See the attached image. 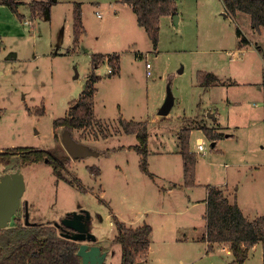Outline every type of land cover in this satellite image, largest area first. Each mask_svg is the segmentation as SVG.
<instances>
[{
	"label": "rangeland",
	"instance_id": "374dc122",
	"mask_svg": "<svg viewBox=\"0 0 264 264\" xmlns=\"http://www.w3.org/2000/svg\"><path fill=\"white\" fill-rule=\"evenodd\" d=\"M33 1L25 0V5L19 7L24 19L10 7L0 6V107L5 111L0 120V150L12 146L49 148L74 185L56 177L50 164L22 166L18 156L12 157L11 164L0 173L19 168L25 177L26 189L17 212L23 224L25 202L30 221L44 224L55 225L69 212L87 209L92 214L90 230L105 237L103 243L96 242L109 255L104 264H121L123 249L113 241L118 230L109 224V205L118 216L137 217L139 208L159 201L157 183L183 179V155L177 152L182 130L192 128L190 147L199 160L196 173L202 184L195 196H202L208 183L224 181L226 164L231 171L237 162L264 163V30L255 31L247 14L227 17L222 0H179L180 23L174 26L162 21L156 51L146 30L137 24L135 13L121 0H55L51 19L30 15ZM80 1L86 29L81 40L84 51L79 48L80 41L74 42L73 30V10ZM26 20L30 23L25 24ZM236 27L244 30L251 45L243 61L232 63L230 58L237 54L230 52L238 50ZM256 45L261 51L254 49ZM69 48L76 53L68 54ZM99 51L120 54L119 74H109L107 62L94 66L92 54ZM146 63L152 66L150 76ZM76 68L79 76L75 78ZM199 70H217L226 85L203 88L197 83ZM89 71L102 77L95 84V113L109 121L100 119L92 128L74 131L76 140L89 143L98 152L78 159L65 147L62 127L56 128V138L53 121L65 117L72 100L85 87ZM169 87L175 104L167 116H161L159 109ZM42 101L45 114L28 112V106ZM121 114L128 120L148 121V163L150 171L158 174L155 182L141 168V156L135 149H118L137 143L135 136L102 139V133L113 136L122 130L120 120L118 124ZM204 126L232 135L220 138L214 147V140L200 129ZM199 139L205 147L201 153L197 149ZM115 148L118 150L113 151ZM93 166L98 167L100 176L91 170ZM260 170L256 191L261 190L263 197L255 207L264 214V168ZM77 178L85 193L79 189ZM242 180L246 196L252 198L251 182L244 177ZM101 187L103 194L99 192ZM162 200L168 204L170 214H153L156 231L149 257L142 264H236L233 253L227 251L229 245L217 244L209 250L206 241L197 239L205 234L204 205L196 204L185 213L187 206L171 197ZM129 205L135 206L131 213ZM17 224L14 217L6 227L10 229H0L1 254L10 251L6 241L9 230ZM263 262V245L259 243L249 249L244 264Z\"/></svg>",
	"mask_w": 264,
	"mask_h": 264
},
{
	"label": "trees",
	"instance_id": "16d2710c",
	"mask_svg": "<svg viewBox=\"0 0 264 264\" xmlns=\"http://www.w3.org/2000/svg\"><path fill=\"white\" fill-rule=\"evenodd\" d=\"M54 0H34L31 2V14L33 17L44 16L47 8ZM132 6L137 13L138 22L147 31L149 38L156 47L160 37V20L162 16L177 14L176 0H121ZM226 10L232 15L238 11H244L251 15L252 27L260 30L264 27V0H222ZM0 4L9 6L20 18L24 16L19 13V7L24 5V0H0ZM81 3H76L74 7V42L81 41L85 33ZM238 34L240 31L238 30ZM106 56L99 54L93 56L94 65H99L105 60ZM109 66L113 67L111 74L120 71V56L118 54L108 57ZM100 80V76L91 73L86 87L82 94L72 100L71 108L65 117L54 120L55 127H62L63 130L69 129L74 133L76 129L94 127L98 120L95 116L94 96L98 91L95 86ZM198 83L208 86L218 83V77L212 72L199 71L197 74ZM74 103V104H73ZM43 111V110H42ZM44 112V111H43ZM122 129L127 134H135L139 142L136 146H131L142 156L141 167L145 172L148 170L149 152V132L147 121H127L120 118ZM207 137L216 140L220 137L219 133L213 132L210 128L201 127ZM106 137V133H102ZM191 129H184L178 135L180 138V154L184 159L185 184L193 186L196 179V164L198 155L191 151L190 147ZM18 156L22 166L31 163L46 162L50 164L53 173L59 179H64L74 185V181L63 174L62 163L56 159L49 150L30 146H16L0 153V162L10 164L12 157ZM97 175L99 169L91 167ZM79 189L85 192L79 178ZM207 215L205 234L201 237L207 242L209 250L214 248V244L229 245L234 255L236 264H244L249 253V249L257 243L263 245L264 261V215L255 218L246 217L242 209L236 202L231 203L225 195L224 190L211 185L208 187ZM113 222L118 230L114 238V243L120 244L123 249L121 264H137L147 258L150 250L152 228L148 223L140 227L132 228L121 221L117 215L113 214ZM18 223L6 241L10 251L0 253V264H82V259L78 255L80 242L61 235V230L54 224L35 223L25 225L19 216H15ZM25 223V221H24ZM3 229V228H0ZM10 228H5V230ZM264 264V262H263Z\"/></svg>",
	"mask_w": 264,
	"mask_h": 264
},
{
	"label": "crops",
	"instance_id": "0c3cea01",
	"mask_svg": "<svg viewBox=\"0 0 264 264\" xmlns=\"http://www.w3.org/2000/svg\"><path fill=\"white\" fill-rule=\"evenodd\" d=\"M120 1V0H119ZM178 1L179 0H176V2H177V7H178ZM24 2H25V0H24ZM54 2H56L55 0L53 1V3L47 8V10H46V12H45V14H44V17L43 18H40V19H44V18H50L51 19V15H50V13H51V7H52V5L54 4ZM122 2V1H121ZM26 3V2H25ZM76 3H78V2H76ZM80 3H81V6H82V3L83 2H81L80 1ZM121 4H125V5H127L130 9H131V11H132V13H135V11H133V8H132V6L131 5H129V4H127V3H124V2H122ZM25 5V4H24ZM0 6H3V7H6V8H8L9 6H6V5H3V4H0ZM21 6H23V5H21ZM20 6V7H21ZM224 10H225V12H224V15H226L227 17H231V18H238V16L239 15H242V14H247L250 18H251V15L249 14V13H247V12H244V11H238L237 12V14L236 15H232L228 10H226V8H224ZM74 11V10H73ZM177 12H178V8H177ZM97 14H100V11H98V13ZM135 15H136V21H137V24L138 25H140L139 24V22H138V18H137V13H135ZM175 15H177V17H175ZM164 20V22H166L168 25H170V24H172V25H176V26H178L179 25V23H180V20H181V15L179 14V12L177 13V14H170V15H165V16H162L161 17V20H160V28H161V23H163L162 21ZM27 23H30V22H26L25 21V24H27ZM141 26V25H140ZM141 27H143V26H141ZM251 27H252V24H251ZM84 28H85V25H84ZM144 28V27H143ZM237 29H236V43H237V46H238V50H236V51H234V52H230V54H237L235 57L234 56H232L230 59H231V61H232V63L233 62H239V61H243V57H244V52L247 50V48H249L250 46L249 45H251V41L247 38V36H246V34H245V32H244V30L243 29H241V28H239V27H236ZM255 31H259V33H262L263 32V30H264V27H261L260 28V30H257L256 28H254V27H252ZM86 30V29H85ZM145 30V29H144ZM160 30V29H159ZM238 30L240 31V34H238ZM161 31V30H160ZM147 32V31H146ZM148 34V33H147ZM85 35V33L83 34V36ZM83 36H82V38H83ZM149 37V36H148ZM82 38H81V40H82ZM150 39V38H149ZM151 40V39H150ZM152 42V41H151ZM152 45H153V48L156 50V51H158L159 50V48H158V44H157V46L155 47L154 46V44L152 43ZM81 47H83L81 50H85V48L86 47H84L83 45H82V43H81V41H80V44H79V48H81ZM256 47L257 48H254L256 51H261V49L256 45ZM249 50V49H248ZM70 53H76V50H71V48H69L68 49V54H70ZM13 54H16V53H13ZM99 54H102V55H105L106 56V58H105V60L103 61V62H107V64H108V57L110 56V55H116V54H118L119 56H120V54L119 53H115V52H113V53H109V54H103L101 51H99L98 53H93L92 54V63H93V56H95V55H99ZM56 55H65L64 53H59V52H57L56 53ZM10 57H12V55L10 56ZM136 57H139L140 58V56L139 55H137ZM121 61V60H120ZM109 65V64H108ZM95 66V65H94ZM97 66H99V65H96L95 67H97ZM121 68V67H120ZM199 71H203V72H207V71H209V70H207V71H204V70H199ZM198 71V72H199ZM217 71V70H216ZM216 71H209V72H212V73H214L217 77H218V83H214V84H211V85H208V86H202L200 83H198L200 86H202L203 88H213V87H218V86H225L226 85V83H227V81H226V79H224V78H221L218 74H217V72ZM121 72V69H120V71H119V73ZM181 72H183V69H182V71ZM91 73H94L93 71H89V75H88V78H89V76L91 75ZM118 73V74H119ZM109 74H111V73H109ZM114 74V73H113ZM79 76V70L76 68V72H75V75H74V77L76 78V77H78ZM98 76V75H97ZM117 76V75H116ZM148 76V75H147ZM87 78V79H88ZM102 77L100 76V79H101ZM100 81V80H99ZM198 81V80H197ZM229 82V81H228ZM96 83H98V81L96 82ZM230 83V82H229ZM236 83H238V81L236 82ZM86 85V84H85ZM86 87V86H85ZM84 87V88H85ZM97 87V86H96ZM84 88H83V90H84ZM97 89H98V87H97ZM82 90V91H83ZM98 92V91H97ZM97 92L95 93V97H96V94H97ZM81 94H82V92H81ZM80 94V95H81ZM26 98H27V95H26V93H24V95H23V100H26ZM71 101V100H70ZM69 101V102H70ZM69 102H68V104H69ZM41 106H43V108L42 109H40L39 107H41ZM69 106H70V104H69ZM45 109H46V107H45V105H44V101H42L41 103H40V105H34V106H28V112H30V113H34V112H36V113H38V114H45ZM95 109V108H94ZM30 110V111H29ZM44 112H43V111ZM67 111H68V108H67ZM4 109L2 108V107H0V120L2 119V114H4ZM95 115H96V118H98L97 120H100V119H105V120H107V121H109V119H107V118H103V117H98V115L95 113ZM209 116H213V113L212 114H209ZM61 118V117H60ZM120 118H123V119H125V120H127V121H130V120H128V119H126V118H124L123 117V115L121 114L120 116H119V118H118V124L120 123ZM56 119H58V118H55L54 120H56ZM135 121V120H134ZM54 122V121H53ZM147 123H148V121H147ZM56 127H55V124H54V134H55V136H56V138H57V135H56ZM191 130H192V128H191ZM217 131V130H216ZM127 133H125L124 131H123V129L121 130V131H119L117 134H113V136H112V134L111 133H108V135L106 136V137H103L102 136V134H101V136L103 137L102 139H105V140H110V138H114V137H117V138H119L120 136H123V135H126ZM220 134V137L219 138H217L216 140H214V142H213V146L215 147L216 145H217V143H218V140L220 139V138H226L227 136H230V135H232V133L231 132H227L225 135H223V132H220L219 133ZM131 135H133V136H135V138H136V135L135 134H131ZM224 136H226V137H224ZM137 140H138V138H137ZM202 140V139H201ZM58 142V141H57ZM139 142V140L137 141V143ZM59 143V142H58ZM85 143H87V142H85ZM137 143H135V144H131V145H120V147L118 148L119 150L121 149V147L123 146V147H128L129 149H130V147L131 146H136L137 145ZM179 143H180V138H179ZM88 145H89V143H87ZM12 147H16V146H12ZM12 147H10V148H12ZM35 147V146H34ZM10 148H7V150L8 149H10ZM38 148H40V147H38ZM42 149H44V148H42ZM117 148H115V149H112L113 151L114 150H118ZM134 149V148H133ZM7 150H0V153H3V152H5V151H7ZM45 150H49V151H51L49 148L48 149H45ZM110 150H111V148H110ZM180 150V149H179ZM179 150L177 151V152H179ZM195 152V151H194ZM139 153V152H138ZM180 153V152H179ZM140 154V153H139ZM149 154V153H148ZM140 156H141V154H140ZM14 157V156H13ZM149 158V157H148ZM141 160H142V156H141ZM198 161L199 160H197V164H198ZM41 163H46V162H41ZM11 164V163H10ZM9 164V165H10ZM47 164V163H46ZM197 164H196V170H195V173L197 172ZM37 165H39L38 163H37ZM0 166H1V168H0V172H1V170L3 169V167L5 168V167H7L8 166V164H5V163H2V162H0ZM142 168V167H141ZM262 168H264V163H254V164H252V163H245V164H242L241 162H237L236 164H235V167H234V169L233 170H231L230 171V169H229V164L227 165H225V173H224V181H221V182H216V181H214V182H210V183H208L207 184V186H206V188H204L203 189V194H202V196H195V195H193V194H197L198 193V191H196V190H198L199 188H201V184L202 183H200V182H198V180H197V173H196V179H195V184L193 185V186H187L186 184H185V173H184V159H183V173H184V175H183V179L180 181V182H176V181H174V182H172V181H169L168 183H165V181L163 182L164 184L162 185V184H160V183H157L156 184V197H160V199H159V201H157V204L156 205H152L151 207H147V208H144V209H141V208H139V210L137 211V213H139V216H133L132 214H130L131 216L129 217V218H126V217H124L122 214H119V216L116 214L117 213V211L113 208V207H111L110 205H109V209H108V211H110V213L107 215V217H109V219H110V223L109 224H111L113 227H114V229H116L115 228V226H114V222H113V214H115V215H117L118 216V218L121 220V221H123V222H125V224L127 225V226H129V227H132V228H137V227H140V225H143L144 223H148L150 226H151V228H152V234H151V243H150V246L152 245V243H153V234L155 233V231H156V228H155V225H154V221H153V219H152V216H153V214L155 213L156 215H157V213H161V214H165L166 216L167 215H169L170 214V211H168L167 210V206H168V204H164V201L162 200V197L163 198H172V199H174L175 200V202L176 201H178L179 202V204H182V206L184 205V206H187V208L186 209H184L183 210V212H185V213H188V211H189V209L191 208H193L196 204H201V205H204V209H205V213H203V219L205 220V224H204V227H205V232H206V230H207V227H206V224H207V221H206V215H207V211H208V209H207V197H208V193H209V191H208V187H210L211 185H214V186H216V187H219L221 190H224V192H225V195L228 197V199H229V201L231 202V203H233V202H236L237 204H238V206L242 209V211H243V213H244V215L247 217H249V218H255V217H257V216H260V215H264L263 213L261 214V212H259L257 209H256V207H255V205L257 204V202H259L261 199H262V197H263V193H262V191L260 190V191H256L257 189H258V182H257V179H256V177H257V175L258 174H260V172H261V170L260 169H262ZM148 169H149V163H148ZM149 172L147 173L152 179H153V181L155 182L156 181V178L158 177V174H155V173H153L152 171H150V169L148 170ZM6 172H8V171H6ZM6 172H4V173H6ZM11 172V171H10ZM52 172H53V169H52ZM2 173H3V171H2ZM2 173H0V176L2 175ZM56 176V175H55ZM98 176H100L99 174H98ZM245 178V180L248 182H251V186H252V189H253V194L251 195V197L252 198H248L247 196H246V190H245V184H244V182H243V180H242V178ZM249 177V178H248ZM256 191V192H255ZM86 192V191H85ZM84 192V193H85ZM99 192H103V190H102V187L100 188V190H99ZM103 194V193H102ZM188 201V202H187ZM105 202L107 203V204H109V202L108 201H106L105 200ZM163 204V205H162ZM178 204V205H179ZM177 205V206H178ZM183 206V207H184ZM135 206L134 205H129V207H128V210L130 211V213L133 211L132 209L134 208ZM116 211V212H115ZM143 217H146V219H144L143 220ZM99 218H100V220H101V222H103L104 221V217L102 216V214L101 215H99ZM141 219H142V221H141ZM117 231V230H116ZM117 233H118V231H117ZM117 233H116V235H117ZM98 235V241L99 242H101V243H103V241L105 240V237H103L101 234H100V232H98L97 233ZM115 235V236H116ZM115 236H114V238H115ZM114 238H113V240H114ZM197 239H201V237H198ZM202 240V239H201ZM206 243V242H205ZM217 244H214V246H216ZM219 245H224V244H219ZM259 245V243H257V244H255L254 245V247L255 246H258ZM102 246V245H101ZM151 248H152V246L150 247V250H149V253H148V255H147V258L146 259H148V257H149V254H150V252H151ZM225 249H227V247L225 246L224 247ZM104 250H106L105 248H103ZM209 251V250H208ZM227 251L230 253V252H232V250H231V248L228 250L227 249ZM109 256V255H108ZM143 263V261L140 263V264H142Z\"/></svg>",
	"mask_w": 264,
	"mask_h": 264
},
{
	"label": "water",
	"instance_id": "95a60500",
	"mask_svg": "<svg viewBox=\"0 0 264 264\" xmlns=\"http://www.w3.org/2000/svg\"><path fill=\"white\" fill-rule=\"evenodd\" d=\"M177 17V15H175ZM182 69L180 70V72ZM175 98L171 88L165 103L159 109V115L167 116L175 104ZM62 140L73 158H84L88 155H97L95 149H91L87 143L75 139L69 129H65ZM26 189V181L23 173L18 168L12 172H6L0 176V228H6L17 216V212L22 204V197ZM25 223L32 225L37 222L30 221L28 202H25ZM92 214L89 210L71 211L55 225L61 227V235L80 242L78 255L82 259V264H104L107 258V251L98 243L97 235L90 230ZM140 264V263H137Z\"/></svg>",
	"mask_w": 264,
	"mask_h": 264
},
{
	"label": "built area",
	"instance_id": "2783aa9c",
	"mask_svg": "<svg viewBox=\"0 0 264 264\" xmlns=\"http://www.w3.org/2000/svg\"><path fill=\"white\" fill-rule=\"evenodd\" d=\"M26 22H28V21L26 20ZM146 66H147V69H148L147 75L148 76L152 75V73L150 71V69L152 68L151 64L150 63H146ZM109 67H110L109 73H112L113 72V67H111V66H109ZM197 149H198V151L200 153L205 151V147H204L203 141L201 139H199V143H198V148Z\"/></svg>",
	"mask_w": 264,
	"mask_h": 264
},
{
	"label": "flooded vegetation",
	"instance_id": "af4514ba",
	"mask_svg": "<svg viewBox=\"0 0 264 264\" xmlns=\"http://www.w3.org/2000/svg\"><path fill=\"white\" fill-rule=\"evenodd\" d=\"M60 230H61V227H58ZM61 232H62V230H61Z\"/></svg>",
	"mask_w": 264,
	"mask_h": 264
}]
</instances>
